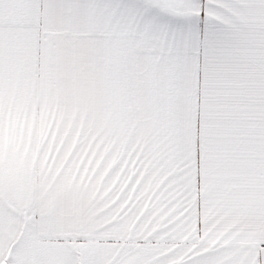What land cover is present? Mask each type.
Returning a JSON list of instances; mask_svg holds the SVG:
<instances>
[{"label":"snow or ice","instance_id":"6c2138e0","mask_svg":"<svg viewBox=\"0 0 264 264\" xmlns=\"http://www.w3.org/2000/svg\"><path fill=\"white\" fill-rule=\"evenodd\" d=\"M0 264H264V0H0Z\"/></svg>","mask_w":264,"mask_h":264}]
</instances>
